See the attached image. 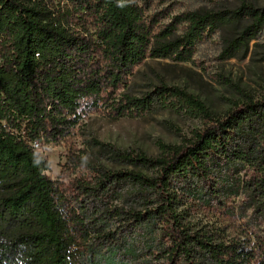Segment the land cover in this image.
Instances as JSON below:
<instances>
[{
	"label": "trees",
	"instance_id": "obj_1",
	"mask_svg": "<svg viewBox=\"0 0 264 264\" xmlns=\"http://www.w3.org/2000/svg\"><path fill=\"white\" fill-rule=\"evenodd\" d=\"M241 22L222 60L261 39L264 6L0 0V264H264V93L239 92L224 113L179 86L129 93L149 59L195 63ZM164 111L200 127L157 156L102 145L110 167L73 150L52 178L35 147L91 114Z\"/></svg>",
	"mask_w": 264,
	"mask_h": 264
},
{
	"label": "rangeland",
	"instance_id": "obj_2",
	"mask_svg": "<svg viewBox=\"0 0 264 264\" xmlns=\"http://www.w3.org/2000/svg\"><path fill=\"white\" fill-rule=\"evenodd\" d=\"M175 3V12L183 10L234 9L242 3L263 7L264 0H168ZM246 22L225 25L211 42L203 44L195 63H175L169 59H149L134 76L129 93L140 97L156 86H179L199 96L213 112L228 111L240 98L239 92L264 93V34L248 50L242 49L236 57L222 60L220 52L224 41L238 35ZM200 127V121L175 111H164L141 118L111 119L100 114L84 118L75 132L59 145L36 149L51 162L48 174L56 178L71 151L86 152L92 161L112 167L102 157V145L121 150L143 151L151 156L160 153V143L177 144L190 137ZM240 202V198L236 199ZM141 259L140 264H146Z\"/></svg>",
	"mask_w": 264,
	"mask_h": 264
}]
</instances>
